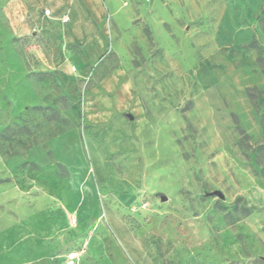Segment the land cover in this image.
Wrapping results in <instances>:
<instances>
[{"label": "rangeland", "instance_id": "obj_1", "mask_svg": "<svg viewBox=\"0 0 264 264\" xmlns=\"http://www.w3.org/2000/svg\"><path fill=\"white\" fill-rule=\"evenodd\" d=\"M263 9L0 0V264H264Z\"/></svg>", "mask_w": 264, "mask_h": 264}, {"label": "built area", "instance_id": "obj_2", "mask_svg": "<svg viewBox=\"0 0 264 264\" xmlns=\"http://www.w3.org/2000/svg\"><path fill=\"white\" fill-rule=\"evenodd\" d=\"M44 14H49V9H44ZM83 252V249H80L79 251H71L66 255V264H73V262L79 258L81 253Z\"/></svg>", "mask_w": 264, "mask_h": 264}, {"label": "water", "instance_id": "obj_3", "mask_svg": "<svg viewBox=\"0 0 264 264\" xmlns=\"http://www.w3.org/2000/svg\"><path fill=\"white\" fill-rule=\"evenodd\" d=\"M212 194H216L218 197L223 198V194L218 190L213 191ZM161 199L165 200L166 197L164 195H161Z\"/></svg>", "mask_w": 264, "mask_h": 264}, {"label": "trees", "instance_id": "obj_4", "mask_svg": "<svg viewBox=\"0 0 264 264\" xmlns=\"http://www.w3.org/2000/svg\"><path fill=\"white\" fill-rule=\"evenodd\" d=\"M258 18H259V19H260V18H264V9L259 13ZM260 48H261V50H262L263 53H264V47H263V46H260Z\"/></svg>", "mask_w": 264, "mask_h": 264}]
</instances>
